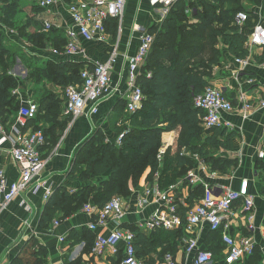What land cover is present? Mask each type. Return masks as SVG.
Here are the masks:
<instances>
[{
  "label": "trees",
  "instance_id": "1",
  "mask_svg": "<svg viewBox=\"0 0 264 264\" xmlns=\"http://www.w3.org/2000/svg\"><path fill=\"white\" fill-rule=\"evenodd\" d=\"M27 1L32 4V14L46 11L40 6L41 0H1L3 23L11 28L19 25L18 16ZM72 1L76 0H65L67 3ZM232 2L233 0H189L190 5L196 8L193 14L196 21L188 22L190 10L184 0H178L170 7L171 12L162 25L149 30L155 34V41L138 78V84L147 96L143 108L132 113L134 121L139 125L134 124L129 131L123 133L121 145L101 141L94 150L90 149L91 145H86L75 151L68 177L80 184L72 191L66 187L54 191L45 206L42 218L44 226L57 214L62 219L73 216L87 203L102 208L114 196L129 197L149 167V177L160 170V183L165 187L176 183L188 170L195 167V155L209 164L212 170L223 172L235 165V160L216 156L211 152L214 146L233 149V133L220 128L206 130L202 125L203 111L195 105V97L212 85L213 68L220 63L223 44L235 58H246L251 54L246 45L248 36L235 23V18L238 12L247 11L250 15L247 24L253 26L252 18L255 15L241 4V0H236L234 4ZM27 16L22 27L27 42L40 48H47V43L58 48L64 47L65 37L62 30L55 26L50 32L42 30L41 33L28 34V25L41 22L32 18L29 13ZM107 24V28L116 35L118 19H110ZM2 32L0 31V118L6 126H10L15 122L21 106L19 95L14 92L17 87L32 82L39 84L49 79L54 83L70 81L78 84L81 82L84 64L69 60L37 61L24 51L7 47L5 42L8 34ZM19 58L28 69V76L22 83L11 73L15 59ZM257 59L264 61V53L257 56ZM148 72L152 73L151 76H148ZM250 74L247 70L245 75L249 77ZM55 97L52 90L37 98L40 109L37 118L31 122L35 130L44 131L47 137L45 148L50 150L58 144L56 139L63 135L70 120L62 119L63 106L53 102ZM122 104L126 107L127 101ZM162 113L164 115L161 120L159 115ZM155 120L158 123L153 124ZM148 121L150 123L147 124ZM160 122L166 124L160 125ZM177 129L180 130L177 147L173 151H167L164 166L160 168L158 153L163 144V135ZM84 151L87 154L82 157ZM187 151L190 155H186ZM106 174V177H102ZM203 193L201 187H196L188 200L194 204V196L201 197ZM130 228L136 233L137 256L144 260V264L164 261L165 255L173 252L185 237L183 228L172 231L158 229L150 234L137 225H131ZM82 240L87 241V252L90 253L95 241L90 230L83 227L75 229L68 238V242L73 244ZM256 251L257 249L250 255L251 264H258L261 260ZM47 255L48 249L44 245H39L37 249H23L12 264H47ZM123 255L122 252L116 259L117 264ZM65 264L84 263L82 259H67Z\"/></svg>",
  "mask_w": 264,
  "mask_h": 264
},
{
  "label": "built area",
  "instance_id": "2",
  "mask_svg": "<svg viewBox=\"0 0 264 264\" xmlns=\"http://www.w3.org/2000/svg\"><path fill=\"white\" fill-rule=\"evenodd\" d=\"M63 0H41L40 6L45 10ZM152 7L161 6L170 8L178 0H148ZM126 9V0H76L67 5V12L71 16L72 25L65 29V45L58 48L47 43L45 49L52 57L56 58H75V56L85 55L84 42L106 41L107 21L110 19H123ZM250 18L248 12L240 11L236 15L235 23L242 28ZM2 19V4L0 0V22ZM55 23L48 19L44 21V32H50ZM7 33V29H5ZM139 47L135 54L125 55L123 58L127 63V110L134 113L143 108L144 91L138 78L141 74L143 65L150 54L155 41V34L149 30L139 27ZM249 46H264V25L256 22L252 33L248 37ZM54 59V60H55ZM120 59L118 44L114 47L109 57L105 61L87 64L81 71V82L71 84L65 89V104L62 115L69 118V128L83 115H95L99 112L100 104L110 96L112 92V73ZM236 63L240 64L242 70L235 74V79L241 85L238 100L242 103L244 116L255 108L250 103L249 92L243 88V79L248 83H254L253 78H249L246 71L252 64V57H237ZM148 72V76H151ZM21 95V108L17 112L15 122L6 126L0 118V151L5 143H9V154L12 160L18 164L19 176L16 180L9 181L5 168L0 166V230L2 228V214L9 205L24 194H42L47 201L50 199L54 190L48 181L44 179L43 172L47 165L43 149L47 144V137L42 129L35 130L31 122L38 116L40 109L39 102L32 96H22L19 87L14 91ZM195 105L203 111L202 125L206 130L231 123L225 122L223 114L232 112L235 108L233 101L227 96L225 90L216 84H212L205 91L195 97ZM259 107L264 108V99L259 102ZM67 130V131H68ZM123 135L118 136L117 145H121ZM168 150L167 143H163L158 153V160L164 162ZM186 151H183V153ZM182 153V154H183ZM186 155H190L187 153ZM193 156V155H192ZM197 165L203 171H207L208 164L200 159L198 155L193 156ZM258 158L264 159V144L258 152ZM210 170V168H209ZM210 172V171H209ZM213 177L216 172H210ZM160 171L158 170L154 179L150 181L138 193L136 206L141 212L146 207L157 204V209L151 216L140 222L139 228L147 231L163 229L167 231L183 228L187 233L186 253L192 255V264H208L213 259L211 251L203 250L199 245V238L195 235L196 230L203 224H207L213 232L221 231V239L225 246L227 264H234L243 261L252 255L256 250V242L249 236L241 238L235 237L230 231V220L234 215V207L237 203H242L244 209L250 212L252 218L255 206L254 196L250 194L249 181L243 180L240 187L235 189L228 185L217 186L215 188L209 183H203L204 193L193 206L187 205L181 195V183H173L162 187L160 183ZM199 182L201 178L192 170H188L186 176L181 181ZM22 205H26L29 211L27 200L23 198ZM184 209H186L184 211ZM84 210L89 214L98 211L97 220L89 225V229L94 231L98 225L106 226L109 219L122 221L126 216V208L121 196H114L102 208L86 204ZM29 220L26 226H29ZM249 229L255 230V225L251 222ZM64 237L61 241H64ZM125 243L124 255L118 264H144V260L137 256L136 233L130 229L117 228L108 235L96 237L93 245V253L98 256L106 253L117 254L119 244ZM166 264H177L175 257L167 253L164 257ZM0 264H8L0 262ZM264 264V262H263Z\"/></svg>",
  "mask_w": 264,
  "mask_h": 264
},
{
  "label": "crops",
  "instance_id": "3",
  "mask_svg": "<svg viewBox=\"0 0 264 264\" xmlns=\"http://www.w3.org/2000/svg\"><path fill=\"white\" fill-rule=\"evenodd\" d=\"M68 4L69 3L63 0L44 12V17L54 21L56 27L62 30V34L65 33L67 27L72 25L71 16L67 12ZM155 8L158 7H152L148 0H126V9L123 19H118L119 27L117 34L113 35L110 31L111 29L108 27V38L106 41L84 42L85 55L75 56V58L55 59L46 50L45 53H43L47 56L46 58L55 59V62L69 60L74 63H83L84 67L87 64L93 65L94 63L107 60L117 44L120 56L112 73V92L110 96L104 99L100 104L99 112L91 116H80L75 120L69 130H65V132L71 131L69 133L70 135H67V137L65 135L62 136L55 148L51 150L45 148V150H43L44 157L47 160L43 177L48 181V184L51 185L54 191L60 187H66L72 191L80 184L78 181H71L68 177V173L74 158V151L77 145L82 141L84 130L87 131L89 129V124H87L88 118H96L103 113H110V115L118 116L121 114L120 110L125 108L122 103L127 101L128 84L127 63L123 57L136 53L140 43L138 35L139 27L150 30L154 26H160L154 15ZM251 11L255 15L254 19L252 18V23L255 24L256 22H260L264 25V0H258L256 5H253ZM193 20L196 21V19ZM30 26V30L33 32L32 27L34 26ZM253 26L246 24L241 28V31L249 37L252 33ZM2 27L0 22V28ZM11 35L15 36V33H9V36ZM25 41L27 42V40ZM21 45L28 56L36 60L42 59L40 58L42 57V54L39 53L40 51L36 48L33 49L31 44L27 47L26 44L21 42ZM246 45L250 49V56L253 61L248 68L251 73L249 78H253L254 83L250 84L246 79H243V88L249 92L250 103L255 106V108L248 113L247 117L244 116L242 103L237 99L242 84L240 85L235 79V74L242 70V67L240 64L236 63L235 57L224 44L221 47L220 63L213 68L212 84L221 86L225 90L227 96L233 101L235 108L232 112L223 114L224 121L231 123V126L228 127L223 125L217 127L220 128V130L233 133L234 148L226 149L221 146H214L211 148V152L215 153L216 156L235 160V165L227 171L222 172L219 170H212L209 164L207 165L209 166L207 171H203L202 167L196 163L192 170L201 178V181L195 183L187 180L183 182L181 179L186 176L185 174L177 183L182 182V199L185 200L187 205L193 206L200 197L194 196V204H191L188 199L196 187H201L204 190L205 186L203 183L211 184V186L215 188V192H217V186L228 185L238 189L243 180H248L250 194L253 195L255 199V206L252 212L253 220L250 219L251 213L244 209L243 204L241 202L237 203L234 207V215L230 220V231L237 238L244 236L251 237L256 242V254L261 257L258 264H263L264 159L258 158V152L264 144V108L259 107V102L264 99V61L257 59V56L260 57L264 53V46L250 47L248 43ZM18 62L15 63L14 70H16L18 66L23 68L22 71L20 70L22 74L16 75L18 80L22 82L28 75V69L22 63L21 59H18ZM22 77L23 79H21ZM28 96V94L25 95V97ZM85 124L88 125L87 128ZM179 133L180 130L177 129L163 135L162 142L167 143L168 150L171 146L174 148V145L176 149L177 141L175 139L179 137ZM9 148V143H5L0 151V166L5 168L9 181H13L19 176V167L18 164L11 159ZM163 164L164 162L160 164V168L163 167ZM209 171L216 172V176L213 177ZM150 172L151 168L149 167L140 178L138 187L134 189L132 194L129 197H122L127 212L124 219L122 221L109 219L106 226L98 225L97 229L94 231L89 229V225L97 220L98 211L94 214L87 213L84 210L86 204L79 212L69 218L62 219L58 214L55 215L48 224L44 226L42 224V218L48 200L46 201L42 194L32 193L24 194V196L17 198L2 214L0 262L8 261L9 264H12V261L22 253L26 240L35 237V239L39 240L40 245L47 246L48 248V264H65V260L67 259L69 261L82 259L84 264H117L116 259L122 252L124 253V242L119 244V252L116 255L106 253L105 255L98 256L93 253V250L90 253L87 252L88 245L86 240L73 244L72 242H68V238L73 230L83 227L90 230L96 239L97 236L108 235L117 228L131 230V225L139 226L141 221L149 218L157 209V204H152L140 212L136 206V197L143 187L154 179L155 174L149 177ZM106 176L107 174L102 177ZM102 177H100V179ZM219 191L220 190H218V192ZM23 198L27 200V204L31 211L28 210L26 205H22ZM87 204L95 206L92 203ZM27 220H29V226L25 225ZM251 222L255 225L254 231L249 229ZM142 231L147 234L151 233V231L144 229H142ZM184 233V239L175 247L171 254L174 255L177 264H192L194 260L193 256L186 253V242L189 235L186 231ZM195 235L199 238L200 247L203 250L211 251L213 254V259L208 264H227L225 261V246L221 239V231L213 232L209 229L207 224H203L198 227ZM62 237H64V241H61ZM158 264H166V262L159 261ZM234 264H251L250 256Z\"/></svg>",
  "mask_w": 264,
  "mask_h": 264
},
{
  "label": "rangeland",
  "instance_id": "4",
  "mask_svg": "<svg viewBox=\"0 0 264 264\" xmlns=\"http://www.w3.org/2000/svg\"><path fill=\"white\" fill-rule=\"evenodd\" d=\"M184 1L186 3V7L190 10V13H191L190 15H188L189 17H187V20H188V22L189 21H193V14L195 13L196 8L192 7L190 5L189 0H184ZM190 1H193V0H190ZM235 1L236 0H233L232 3L234 4ZM1 4H2V2H1ZM241 4H243L246 7L247 10H252L253 9V5L254 4L256 5V1L255 0H241ZM31 5L32 4H30L27 1V2L24 3V6H22L23 11L21 12V15L18 16L19 25H13V27L11 28V26L9 27V26H7V24L3 23L2 19H1V25L3 27L0 28V31L1 32L4 31L2 33L6 34L5 33V29L8 30V32H7L8 35L6 34L7 35V41L5 42V45L7 47L11 48V49L19 50V52H22V51L25 52V49H23V47L21 45V42L23 44H26L27 47L30 44V42H26L25 41V40H27V38L25 37L24 33L22 32L23 22L25 23L26 19L28 18L27 13L31 14L32 18L34 17L35 19H38L41 22L40 24L38 22H37V24H32L34 26V27H32V31L33 32H31V30H30L31 26L28 25V28H26V32L28 34L37 33V32L41 33L42 30H43V27H44L45 19H48L49 21L54 23V21H52L50 18H45L44 17V13H39V15L38 14H36V15L32 14L31 10H30L31 9ZM157 7L158 8H155L156 10L154 9V15H155V18H157L156 21L158 22V25L161 26L163 21H164V19L166 18V16L171 12V9L170 8H162L161 6H157ZM245 12H247V11H245ZM42 21H43V24H42ZM9 33H15V36L14 35L9 36ZM35 48L38 49L40 51V52L39 51L38 52L42 54V57H40L42 59L41 60H37V61H42L44 59H49V58H46L47 56L43 54V53H45V49L46 48H40V47L33 46V49H35ZM15 60H16L15 63H17L18 59H15ZM52 69H54V68H52ZM13 70H14V66L11 69V73L15 77H17L16 76L17 74H19V75L22 74V72H20V70L22 71L23 68L21 66H18V68L16 70H14V71ZM1 71H2V68H1V65H0V72ZM21 79H23V77ZM52 81L53 80L49 79V80H47V81L45 80V81H43V82H41L39 84L34 83V82L28 83L27 85H23L22 84L19 87V89L22 92V96H25V95L28 94L29 96H32V97H34L36 99L38 97H40L43 93L51 92L53 90L54 91V95H56V97L53 99V102H55L57 105H62L63 108H64V104H65V89L67 88V86L72 84V82L66 81V82H60V83L56 82V83H54ZM144 96H145V98L147 96V94L145 92H144ZM19 101H20V105H21V95L19 97ZM21 106H20V108H21ZM126 109H127L126 107L122 108V110H120L121 114L118 115V116L117 115L116 116L115 115H110V113H106V114L103 113L102 115H99L96 118L95 117L88 118L89 120L87 121V124H89V129L87 131L84 130L82 141L77 145V148L75 149V151H77L78 148L81 149V147H84L86 145H91L90 149L94 150L97 147V144L99 142H101V141H110V142L116 143L115 139L119 135L129 131V129L132 127V125H134V124L139 125L137 122L134 121V119L132 117V113L128 112ZM163 115H164L163 113L159 115L161 120L163 119ZM64 118L65 117H62V119L64 121L65 120L67 121V119L66 118L64 119ZM148 123H150V122L148 121L147 124ZM155 123H158V122L155 120V121H153V124H155ZM87 124H85L86 128L88 126ZM165 124H166L165 122H160V125H165ZM68 126H69V123H68ZM70 132L69 131L68 132L64 131L62 136L65 135L67 137V135H70L69 134ZM62 136L58 137L56 139V142H58L62 138ZM175 140L177 141L178 138H176ZM173 150H175V145H174V148L171 146L169 151H173ZM85 154H87L86 151L83 152L82 157H84ZM163 166H164V164H163ZM39 245H40L39 240L35 239V237H31L29 240H26L24 249L25 250L26 249H30V248L31 249H37V247H39ZM27 247H30V248H27ZM46 248H47V246H46ZM24 254L26 255V252H24ZM47 256H48L47 257V264H48L49 263V261H48L49 260V254ZM5 263H8V261H6Z\"/></svg>",
  "mask_w": 264,
  "mask_h": 264
}]
</instances>
